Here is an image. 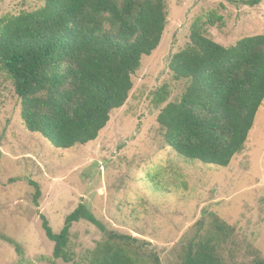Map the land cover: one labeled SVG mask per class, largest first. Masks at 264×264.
<instances>
[{"label":"rangeland","instance_id":"rangeland-1","mask_svg":"<svg viewBox=\"0 0 264 264\" xmlns=\"http://www.w3.org/2000/svg\"><path fill=\"white\" fill-rule=\"evenodd\" d=\"M44 0H0V19L35 10ZM167 22L157 48L143 55L132 89L95 140L56 148L29 132L12 81L0 72V264H73L52 259L53 242L41 227L44 214L54 232L79 203L108 229L152 243L162 264H179L182 246L208 212L234 228L235 260L264 257V99L244 149L227 166L176 153L163 140L160 109L180 98L186 82L174 79L171 56L189 41L199 22L225 46L264 34V0H165ZM166 100L157 102V95ZM36 182L40 189L34 202ZM104 233L87 220L75 222L68 249L83 261ZM250 248V249H249Z\"/></svg>","mask_w":264,"mask_h":264},{"label":"trees","instance_id":"trees-1","mask_svg":"<svg viewBox=\"0 0 264 264\" xmlns=\"http://www.w3.org/2000/svg\"><path fill=\"white\" fill-rule=\"evenodd\" d=\"M166 22L165 0H44L35 10L1 18L0 72L13 83L25 128L56 148L95 140L111 111L126 102L132 75L142 56L159 45ZM168 67L186 85L180 98L167 102L157 115L164 142L185 158L229 165L244 149L264 99V34L225 46L194 22L187 45L171 56ZM165 100L157 95V102ZM30 184L37 204L39 186ZM39 217L53 242V261L162 264L151 242L108 229L84 203L66 215L59 232L44 214ZM80 220L95 225L104 238L76 261L68 246L71 227ZM195 226L179 264H264L257 255L235 260L241 246L234 228L215 213L208 212ZM0 237L23 254L17 241Z\"/></svg>","mask_w":264,"mask_h":264}]
</instances>
